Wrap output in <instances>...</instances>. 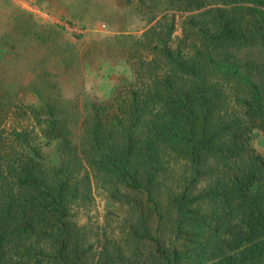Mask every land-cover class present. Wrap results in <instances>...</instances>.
Segmentation results:
<instances>
[{
	"label": "trees",
	"instance_id": "1",
	"mask_svg": "<svg viewBox=\"0 0 264 264\" xmlns=\"http://www.w3.org/2000/svg\"><path fill=\"white\" fill-rule=\"evenodd\" d=\"M116 5L139 34L62 56L126 64L108 96L80 110L56 78L0 69V264H264V0ZM175 159L188 174L164 183ZM92 183L104 218L79 222Z\"/></svg>",
	"mask_w": 264,
	"mask_h": 264
},
{
	"label": "rangeland",
	"instance_id": "2",
	"mask_svg": "<svg viewBox=\"0 0 264 264\" xmlns=\"http://www.w3.org/2000/svg\"><path fill=\"white\" fill-rule=\"evenodd\" d=\"M116 1L0 0V45L7 44L1 50L0 69L6 68L10 72L7 77H14V83L23 85L38 76L56 78L60 81V92L72 103L77 102L76 109L81 108L84 93L99 99L108 96L116 87L122 86L124 80L130 79L126 64L102 55L85 67L81 62V71L73 73L80 62L74 60L71 70H64L62 56L69 50L81 55L100 34H111L122 28L137 34L141 32L140 25L124 20L125 9L118 10ZM180 32L178 25L176 33ZM27 88L24 97L32 99ZM253 146L264 155V132L255 131ZM169 166V176L165 175L168 177L164 183L169 184L172 180L176 185L179 176L188 174V164L183 159H175ZM161 199L165 201L163 195ZM163 206L167 207L166 203ZM74 210L79 222L102 221L106 210L104 192L92 183L90 200ZM164 233L169 235V228Z\"/></svg>",
	"mask_w": 264,
	"mask_h": 264
}]
</instances>
